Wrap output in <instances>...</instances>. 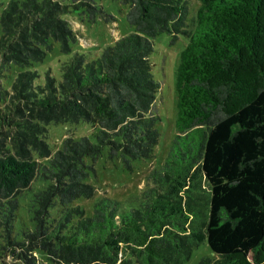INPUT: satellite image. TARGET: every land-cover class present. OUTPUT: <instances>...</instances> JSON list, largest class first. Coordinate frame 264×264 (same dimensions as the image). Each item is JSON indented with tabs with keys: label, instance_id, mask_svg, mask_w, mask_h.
<instances>
[{
	"label": "trees",
	"instance_id": "1",
	"mask_svg": "<svg viewBox=\"0 0 264 264\" xmlns=\"http://www.w3.org/2000/svg\"><path fill=\"white\" fill-rule=\"evenodd\" d=\"M70 1L0 2V78L16 69L0 80V227L8 244L26 264H38L34 247L54 264H183L205 240L214 256L196 264H264V0H199L189 28L185 0H118L133 32L93 57L73 49L64 15L95 21L103 9ZM161 33L171 43L186 38L175 67L177 132L144 189L126 200L100 197L85 215L73 202L94 194L87 159L106 149L130 169L154 154L160 83L149 55ZM54 43L70 54L59 77L27 69ZM81 122L95 128L93 139L68 137L53 151L49 125ZM43 158L49 166L40 171ZM38 176L48 183L32 195L34 230H15L17 196Z\"/></svg>",
	"mask_w": 264,
	"mask_h": 264
},
{
	"label": "rangeland",
	"instance_id": "2",
	"mask_svg": "<svg viewBox=\"0 0 264 264\" xmlns=\"http://www.w3.org/2000/svg\"><path fill=\"white\" fill-rule=\"evenodd\" d=\"M6 1L0 0L2 3ZM59 1L71 3L70 0ZM185 1L188 6L186 24L189 28L192 25L196 10L201 6V2L199 0ZM96 4L103 9L104 13L100 14L95 21L73 11L64 15L76 36V44L73 45V49L88 48L91 50L89 51L91 57L98 55L99 50L104 45L133 32V27L125 19L127 5L118 0H96ZM170 39L171 37L166 33L158 34L150 39L153 43V51L149 55L151 72L160 83L153 106L154 112L160 117L157 124L159 139L154 148V154L150 159L132 160L130 169L125 166L120 157L109 158L106 149L101 151L96 160L87 159V164L91 166L87 182L93 186L94 194L90 198L81 197L73 202V206H78L85 215L91 213L93 204L100 197L126 200L129 196L138 194L147 185L145 179L147 173L158 168L167 154L170 141L177 132L175 128V67L178 63L179 53L186 44V38L183 35H178L172 43ZM69 55L62 53L58 44L54 43L52 51L48 52L42 61L32 63L27 69L36 70L41 76L45 71L50 70L55 77H59L60 64L67 60ZM8 72L0 78L1 82L11 81L16 69L12 68ZM1 130L7 131L9 129L2 127ZM94 131L95 128L83 122L75 125L51 124L48 127L47 142L54 151L61 147L65 138L78 139L81 136H87L93 139ZM5 139L7 142L8 138ZM37 161L40 171H42L43 166H49L45 158L37 159ZM46 174L48 173L46 172ZM47 183V180L38 176L28 189L19 193L15 230L19 228L25 232L34 230L36 222L33 219V212L37 207H35L36 203L32 195L44 189ZM60 209L59 204L49 209L46 220L50 225L54 223V219L59 217ZM29 253L30 256L37 257L38 264H54L39 247H34ZM18 254H20V248L8 244L5 231L0 227V264H26L25 260ZM202 256H214L205 240L192 249L189 259L183 264H196Z\"/></svg>",
	"mask_w": 264,
	"mask_h": 264
}]
</instances>
